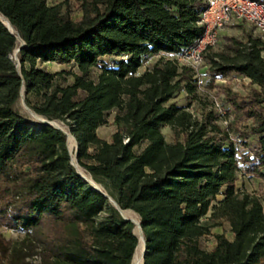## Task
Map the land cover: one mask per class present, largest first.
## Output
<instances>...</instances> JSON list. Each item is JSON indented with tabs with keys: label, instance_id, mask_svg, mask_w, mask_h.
<instances>
[{
	"label": "trees",
	"instance_id": "16d2710c",
	"mask_svg": "<svg viewBox=\"0 0 264 264\" xmlns=\"http://www.w3.org/2000/svg\"><path fill=\"white\" fill-rule=\"evenodd\" d=\"M205 6L206 0H0V16L24 43L17 70L11 57L20 44L0 22V226L34 238L44 264H131L139 235L78 174L66 136L15 109L22 87L34 114L68 126L78 166L121 209L138 215L143 264H264V45L245 34L204 53L207 85L223 96L219 114L215 102L198 96L194 70L174 58L202 36ZM151 57L157 59L148 63ZM37 63L70 65L77 73H51ZM231 75L247 81L246 94L232 89ZM180 93L190 102L170 103ZM193 102L199 109L190 112ZM111 113L114 132L101 139L97 129ZM238 174L257 179L258 189H237ZM223 223L231 237L215 233L214 245L202 247L201 238ZM9 247L0 235V264H19Z\"/></svg>",
	"mask_w": 264,
	"mask_h": 264
},
{
	"label": "rangeland",
	"instance_id": "374dc122",
	"mask_svg": "<svg viewBox=\"0 0 264 264\" xmlns=\"http://www.w3.org/2000/svg\"><path fill=\"white\" fill-rule=\"evenodd\" d=\"M49 4H57L60 2V0H47ZM71 10L73 11V18L78 19L80 17V12L79 8L76 4L71 5ZM254 29L247 25V24H228L225 26L219 33V38L217 44L210 48V53H215L219 52L222 48V46L226 43L227 39L229 38H236L239 39L241 38L244 34H252L254 35ZM169 57V56H167ZM17 64V55H15V51L11 57ZM157 57H151L148 61V63H151L152 61L156 60ZM102 63L107 65L110 63V60L108 58H103ZM99 66H102L101 64ZM181 66V65H180ZM38 68H42L47 70L48 72L51 73H56V72H61V71H67L69 72L70 70H73L75 73H77L76 69H72L70 65H58L55 63H45V64H40L37 63ZM207 62L204 58H202V63L197 67V69L194 70L196 73V76L198 80L201 81V83L197 84V94L202 100H207L209 102H222L223 103V96L218 95V89L216 88H210L207 85L208 77H207V69H208ZM144 68V67H143ZM143 68L139 70L141 73L143 71ZM228 81H230V84L232 86V89L241 94L244 95L249 91L248 83L246 80L243 78L237 76V75H231L227 78ZM72 82L71 77H67V84H70ZM223 81H216L215 84H222ZM185 93H180L175 99H173L170 103L175 102L178 105H186L190 100H186L185 98ZM23 99V100H22ZM15 109L23 116L25 117L28 121L35 125H39L40 122L38 120H35L32 118L31 114L29 111L33 113L32 110H30L25 102L24 98L20 97V99L16 102L15 104ZM199 109V105L196 102L191 103L190 107V112H194ZM34 114V113H33ZM36 115V114H35ZM40 119L44 121H48L55 126H57L59 129H61L64 133L67 135H70L69 133V128L68 126L61 121L57 120H47L44 117H40L37 115ZM112 120H113V113L110 114L108 117V123L107 125L100 127L97 129V135L101 139H106L108 140L112 133L114 132V126L112 125ZM222 128H225L224 122L219 123ZM162 134L164 136V139L166 141H171L173 139L172 133L169 128H164L162 129ZM67 141V147L70 152L71 158L75 159V147H76V142L75 139L68 140V137H66ZM70 143V144H69ZM75 163L76 160H74ZM78 165V164H77ZM78 168L83 171L84 175L91 179L89 174H87L83 169H81L79 166ZM257 179L251 178H243L240 174L237 175V180H236V188L239 190H245L247 192H254L258 189V183ZM97 184V183H96ZM99 185V184H97ZM100 186V185H99ZM101 187V186H100ZM262 197H263V207H264V187L262 189ZM218 199L221 198V196L217 197ZM130 211V210H129ZM128 216V215H127ZM137 216V215H136ZM131 217V216H129ZM138 217V216H137ZM203 222L206 221V218H202ZM215 233H224L228 238L231 237V233L229 231V226L227 223H223L220 226H216L211 228V234L210 235H205L201 238V246L205 248H211L214 245V239H213V234ZM0 235L9 242V252L10 254L14 257V260L17 261L19 264H44L42 254L40 247L37 246V242L34 240V238L28 236L23 231H16L12 229L5 228L3 226H0ZM139 246L138 245L135 249L137 250ZM134 251V253H135ZM134 255V254H133ZM133 258V257H132ZM143 264V262H141Z\"/></svg>",
	"mask_w": 264,
	"mask_h": 264
},
{
	"label": "built area",
	"instance_id": "2783aa9c",
	"mask_svg": "<svg viewBox=\"0 0 264 264\" xmlns=\"http://www.w3.org/2000/svg\"><path fill=\"white\" fill-rule=\"evenodd\" d=\"M245 23L252 26L261 35L264 45V2L257 0H206V6L200 14L198 25L203 27L202 36L180 56L174 58L181 66L193 70L202 63L204 53L214 47L220 31L228 24ZM197 83H201L198 80ZM215 109L223 114L222 102H215ZM226 125V122H224Z\"/></svg>",
	"mask_w": 264,
	"mask_h": 264
},
{
	"label": "water",
	"instance_id": "95a60500",
	"mask_svg": "<svg viewBox=\"0 0 264 264\" xmlns=\"http://www.w3.org/2000/svg\"><path fill=\"white\" fill-rule=\"evenodd\" d=\"M3 18V17H1ZM4 19V18H3ZM5 21H2L0 20V22L5 26L6 30L11 34V35H14L17 39V41L19 42V47L15 50V55L18 54V52L20 51V49H22L24 47V43L23 41L21 40V38L19 37V35L15 32L13 26L6 20L4 19ZM10 26V27H9ZM17 70L19 69V61L17 60V66H16ZM20 97L23 98V87L21 88V91H20ZM23 100V99H22ZM29 113L31 114V116L37 118V120H39L40 122H43L44 124H47V125H50L52 127H54L55 129L61 131L66 137H68V135L66 133H64L61 129H59L57 126H55L54 124L48 122V121H44L42 119H40L39 117H37V115L33 114L31 111H29ZM74 139V137H73ZM67 141V139H66ZM76 142V140H75ZM76 151H77V144H76V147H75V155H76ZM74 155V156H75ZM75 159L71 158V164L73 165V167L76 169V171L78 172V174L87 182H89L94 189H96L97 191L103 193L106 197H108L109 201L116 207V209L118 210L120 216L125 219V220H128V221H131L132 223L138 225V235H139V239L140 240V237L142 238V241H143V250H142V254H141V258L143 259V256H144V253H145V249H146V245H145V239H144V236H143V233H142V230H141V227H140V224H139V219L137 220V222H135V220L132 218V217H129L127 215L124 214V211L126 210H123L119 207V205L115 202V200L113 198H111L107 193L103 192L102 188L97 185L92 179H89L88 177H86L85 175H83L80 171H79V168H78V165L77 163L74 162ZM135 213V212H134ZM136 214V213H135ZM137 215V214H136ZM138 216V215H137Z\"/></svg>",
	"mask_w": 264,
	"mask_h": 264
},
{
	"label": "bare ground",
	"instance_id": "6f19581e",
	"mask_svg": "<svg viewBox=\"0 0 264 264\" xmlns=\"http://www.w3.org/2000/svg\"><path fill=\"white\" fill-rule=\"evenodd\" d=\"M2 16H0V20L2 21H5L3 18H1ZM6 22V21H5ZM10 27V26H9ZM35 120H37V118L33 117ZM39 121V120H38ZM73 137H71L70 135H68V140H71ZM70 144V143H69ZM79 171L84 175L83 171L79 169ZM124 214L125 215H128V216H131L135 222H137L138 220V217L136 216V214L132 211H124ZM135 228H136V233H138L139 229H138V225L135 224ZM142 250H143V241H142V238L140 237V240H139V246L137 248V250L135 251L134 255H133V258H132V261H131V264H141L142 262V258H141V254H142Z\"/></svg>",
	"mask_w": 264,
	"mask_h": 264
},
{
	"label": "crops",
	"instance_id": "0c3cea01",
	"mask_svg": "<svg viewBox=\"0 0 264 264\" xmlns=\"http://www.w3.org/2000/svg\"><path fill=\"white\" fill-rule=\"evenodd\" d=\"M237 24H245V23H237ZM248 25V24H247ZM250 26V25H249ZM252 27V26H251ZM253 28V27H252ZM254 29V28H253ZM254 35H252V36H254V37H257V38H259L260 40H261V35H260V33L257 31V30H255L254 29ZM245 35V34H244ZM261 57L264 59V51L261 53Z\"/></svg>",
	"mask_w": 264,
	"mask_h": 264
}]
</instances>
